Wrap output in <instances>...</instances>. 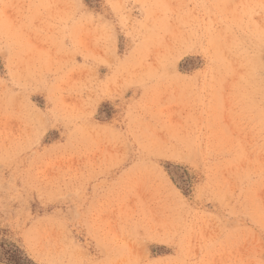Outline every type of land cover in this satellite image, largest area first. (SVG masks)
Here are the masks:
<instances>
[{
	"label": "rangeland",
	"instance_id": "374dc122",
	"mask_svg": "<svg viewBox=\"0 0 264 264\" xmlns=\"http://www.w3.org/2000/svg\"><path fill=\"white\" fill-rule=\"evenodd\" d=\"M1 245L264 264V0H0Z\"/></svg>",
	"mask_w": 264,
	"mask_h": 264
},
{
	"label": "trees",
	"instance_id": "16d2710c",
	"mask_svg": "<svg viewBox=\"0 0 264 264\" xmlns=\"http://www.w3.org/2000/svg\"><path fill=\"white\" fill-rule=\"evenodd\" d=\"M0 258L5 260L8 264H29L30 260L26 257L20 256L17 248L0 246Z\"/></svg>",
	"mask_w": 264,
	"mask_h": 264
}]
</instances>
